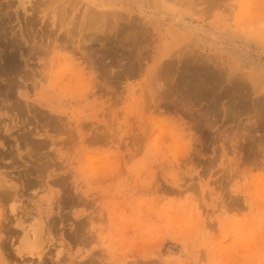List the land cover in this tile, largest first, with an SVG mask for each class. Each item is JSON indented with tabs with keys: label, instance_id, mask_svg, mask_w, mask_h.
Masks as SVG:
<instances>
[{
	"label": "rangeland",
	"instance_id": "374dc122",
	"mask_svg": "<svg viewBox=\"0 0 264 264\" xmlns=\"http://www.w3.org/2000/svg\"><path fill=\"white\" fill-rule=\"evenodd\" d=\"M193 2L0 0L8 49L45 47L0 74V264H264V0ZM192 53L207 97L171 87Z\"/></svg>",
	"mask_w": 264,
	"mask_h": 264
},
{
	"label": "bare ground",
	"instance_id": "6f19581e",
	"mask_svg": "<svg viewBox=\"0 0 264 264\" xmlns=\"http://www.w3.org/2000/svg\"><path fill=\"white\" fill-rule=\"evenodd\" d=\"M194 0H191V2H193ZM198 1H203V2H206L207 3V5L208 6H217V5H220V3L223 1V0H198ZM227 1V0H226ZM64 2V1H63ZM181 2V1H180ZM194 3V2H193ZM202 3V2H201ZM98 4V3H97ZM105 4V3H104ZM108 4V3H107ZM106 4V5H107ZM223 4H225V3H223ZM70 5H72L71 3H70ZM117 5V4H116ZM227 5H229L228 3H227ZM226 6V5H225ZM69 7V6H68ZM95 7V6H94ZM101 8H104V6H100ZM227 7V6H226ZM231 7V6H230ZM253 7V6H252ZM250 8V7H249ZM248 8V9H249ZM254 8V7H253ZM257 8V7H256ZM256 8H254V9H256ZM25 9V8H24ZM231 9V8H230ZM254 9H251V11L252 10H254ZM102 10V9H101ZM248 11V10H247ZM246 11V12H247ZM253 12H255V11H253ZM5 14V13H4ZM67 14V13H66ZM89 14V13H88ZM256 14H258V13H256ZM248 15H250V14H248ZM69 16V15H68ZM86 16V15H85ZM110 16H113V17H117L116 16V14L115 13H110V12H108V11H104V10H102L101 12H93L92 13V15L90 16V19L88 20V22L89 23H92V25H96L97 24V22L98 21H102V20H104V21H106L107 19L108 20H110L109 19V17ZM126 16V15H125ZM63 17V16H62ZM249 17V16H248ZM253 17V16H252ZM255 17V16H254ZM6 18V17H5ZM66 18V17H65ZM130 19L129 20H127L126 19V25H127V27H129V28H131L132 30L131 31H128V32H126L127 34H128V36H126L125 35V38H123L122 40H126V39H128V40H126V42L128 43V44H131L134 48H136L137 46H139V45H142V44H144L145 42H146V39H147V27H145V24L143 25L142 23H141V20H140V24H142V25H140V24H138L139 22V19H138V21L135 19V17H129ZM83 19V18H82ZM113 19V18H112ZM257 19V18H256ZM259 19H260V17H259ZM4 21V20H3ZM55 21V20H54ZM103 21V22H104ZM118 21V20H117ZM6 21H4V23H5ZM83 22V21H82ZM85 22V21H84ZM83 22V23H84ZM102 22V23H103ZM138 22V23H137ZM4 23H2V25H0V28L1 29H3L5 32H6V29H7V27L4 25ZM11 23V22H10ZM87 23V22H86ZM88 23V24H89ZM99 23V22H98ZM57 24V23H56ZM87 24V25H88ZM241 24V23H240ZM255 24V23H254ZM7 25V24H6ZM75 25V24H74ZM109 25V24H108ZM114 25V24H113ZM245 25V24H244ZM58 26V25H57ZM72 26V25H71ZM78 26V25H77ZM97 26V25H96ZM118 26V25H117ZM116 26V27H117ZM261 26V25H260ZM262 26H264V25H262ZM80 27H82L81 25H79V27L78 28H80ZM105 27V26H104ZM140 27V28H139ZM243 27V26H242ZM32 28V27H31ZM71 28V27H70ZM77 28V29H78ZM84 29H85V27H83ZM119 28V27H118ZM117 28V29H118ZM258 28H259V26H258ZM30 29V28H29ZM123 29V28H122ZM124 29H126V28H124ZM86 30V29H85ZM93 30V29H92ZM98 30V29H97ZM107 30V29H106ZM115 30V29H114ZM66 31V30H65ZM73 31V30H72ZM93 31H95V30H93ZM3 32V31H2ZM2 32H0L1 34H0V60L2 61H4V64H3V66H2V68L0 69V74L1 75H4V76H6L7 78L6 79H8V78H10V75L12 76V75H17V74H19V73H21V62H19V56L20 57H22V58H25L24 60H26V64H25V66H27V67H29L30 66V64H29V61L31 60V58L34 56V55H38L39 54V56H41L40 55V53H43V52H45L44 51V49H42V48H45L44 46L40 49V47H39V49H38V47H37V44L35 45H33L32 43V45L31 46H33L32 48H31V46H29L30 47V49H32V50H30L29 51V53H26V52H24L23 50H22V48L20 49L19 48V50L18 49H12V51H10L8 48L9 47H11V48H13L14 46H15V43L17 42V43H19L18 42V40H15L14 38H12V37H10L9 35H7L8 33H6L5 35H3V33ZM22 32V31H21ZM75 32V31H74ZM33 33V32H32ZM76 33V32H75ZM83 33V32H82ZM95 33V36H96V32H94ZM103 33V32H102ZM101 33V34H102ZM115 33V32H114ZM113 32L111 33V35L112 34H114ZM116 33H117V31H116ZM24 33H22V35H23ZM118 34V33H117ZM71 35H73L72 33H71ZM110 35V36H111ZM120 35H122L121 34V32H120ZM124 35V34H123ZM2 36V37H1ZM4 36V37H3ZM24 36V35H23ZM93 36H94V34H93ZM99 36V35H98ZM109 36V37H110ZM62 37V36H61ZM80 38H83V37H81V36H79ZM90 37V36H89ZM92 37V36H91ZM90 37V38H91ZM101 37V36H100ZM102 37H106V36H102ZM117 37V36H116ZM127 37V38H126ZM31 38V37H30ZM70 38V37H69ZM79 38V39H80ZM85 38V37H84ZM83 38V39H84ZM89 38V43H91V41L92 40H95V39H90ZM98 38V37H97ZM111 38V37H110ZM114 38V37H113ZM21 39H23V40H21V42L22 41H24L25 43H27L28 41H26V38L24 39V38H22L21 37ZM32 39V38H31ZM65 39V38H64ZM88 39V38H87ZM86 39V40H87ZM105 39V38H104ZM104 39H99V41L100 40H103L104 41ZM53 40V39H52ZM111 40V39H110ZM115 40V39H114ZM121 40V39H120ZM130 40V41H129ZM20 41V40H19ZM58 41V40H57ZM62 41V40H61ZM60 41V42H61ZM71 41V40H70ZM98 41V40H97ZM107 41V40H106ZM59 42V43H60ZM63 42V41H62ZM68 42V41H67ZM81 42H82V49H84L85 47H86V45L88 44L87 43V41H85V39H84V41H82L81 40ZM96 42V41H95ZM108 42V41H107ZM107 42H105V43H107ZM35 43H37V42H35ZM71 43V42H70ZM75 43V42H74ZM87 43V44H86ZM102 43H104V42H102ZM102 43H100V45L102 44ZM109 43V42H108ZM112 43V42H111ZM120 43V42H119ZM123 43V42H122ZM126 43V44H127ZM76 44V43H75ZM84 44H86V45H84ZM96 44V43H95ZM42 45V44H41ZM44 45V44H43ZM105 45V44H104ZM107 45V44H106ZM131 45L129 46V47H131ZM39 46V45H38ZM65 46V45H64ZM69 46V45H68ZM116 46V45H115ZM123 46H125V45H123ZM146 46H148V45H146ZM75 47V46H74ZM80 46H78V48H81ZM91 47H92V45H91ZM94 47V46H93ZM96 47V46H95ZM94 47V48H95ZM102 47V46H101ZM100 47V48H101ZM128 47V46H127ZM140 47V48H139ZM139 47H137L138 49H141V46H139ZM10 48V49H11ZM94 48H91V49H94ZM118 48V49H117ZM123 48V47H122ZM68 48H66V50H67ZM86 49V48H85ZM96 49V48H95ZM110 49V48H109ZM108 49V50H109ZM7 50H9L10 52L8 53V51ZM28 50V49H27ZM41 50V51H40ZM42 50H43V52H42ZM73 50V49H72ZM78 50V49H77ZM80 50V49H79ZM87 50V49H86ZM90 50V49H89ZM98 49H96L95 51H97ZM32 51H34V52H32ZM82 51V50H81ZM92 51V50H91ZM102 51H103V49H102ZM119 52L120 50H119V47H116V50H114L113 51V53L114 52ZM125 51H126V49H125ZM140 51V50H139ZM141 51H143V50H141ZM140 51V52H141ZM144 51H145V49H144ZM48 52V51H47ZM78 52V51H77ZM85 52V50L80 54V55H82L83 54V56L84 55H87V56H95V55H93L92 53H91V55L89 54V53H84ZM98 52H99V50H98ZM110 52V51H109ZM111 52H112V50H111ZM124 52V51H123ZM147 52V51H146ZM33 53H35L34 55H32ZM141 53H143V52H141ZM44 54V53H43ZM99 54V53H98ZM102 54V53H101ZM108 54V53H107ZM107 54H105V52L102 54L103 56L105 55V56H107ZM111 54V53H110ZM124 54V53H123ZM127 54H129V53H127ZM131 54V53H130ZM140 54V53H139ZM138 54V56H140V57H136V58H141L142 56L141 55H139ZM109 55V54H108ZM136 55H137V53H136ZM83 56H82V58H83ZM87 56H86V58H87ZM103 56H101V57H103ZM113 56V57H112ZM112 56H108V57H112L113 58V62H115V61H118V60H121L122 59V56H125V55H118V57L117 56H115V55H112ZM37 57V56H36ZM85 57V56H84ZM97 56H95V58H96ZM133 57V56H132ZM131 57V58H132ZM94 58V57H93ZM104 58H106V57H104ZM112 58H111V62H112ZM127 58L129 59L130 58V56L128 55L127 56ZM127 58L125 57V59L127 60ZM136 58L134 57V59L136 60ZM35 59V58H34ZM67 59V58H66ZM92 59V58H91ZM90 58L88 59V60H90V61H92ZM181 59V58H180ZM190 59V58H189ZM188 59V61H191L192 63H194L195 65V67H196V78H195V75H192V73H188L190 70L189 69H192V68H189V64H188V70H187V68L185 69L184 68V70H183V73L184 74H182L184 77H182L181 78V80H179V83L175 86H171L172 87V89H174L175 88V90L177 89L178 91H179V93L181 92L183 95L185 94H190V95H192L193 93H196V95L198 96L197 98H199L200 96L201 97H203V95L205 96V97H207L208 95H209V91H207V90H205V86H204V84H203V82L204 81H206L207 79H206V76L204 75V70H205V68H203L204 66H203V64L202 63H200V59H201V56H199L198 54H193L192 53V57H191V60H189ZM85 60V59H84ZM87 60V61H88ZM99 61L101 60V59H98ZM98 60H96L97 62H95V61H93V62H95V64L97 63H99V61ZM106 60H107V58H106ZM124 60V59H123ZM125 60V61H126ZM130 60V59H129ZM134 60V64H138V62L139 61H135ZM87 61H85L86 63H87ZM90 61H89V63H90ZM188 61H187V63H188ZM202 61H206V60H202ZM105 62V61H104ZM122 62V61H121ZM129 62V61H128ZM132 62H133V60H132ZM141 62V61H140ZM182 62H186V60H179V63L181 64ZM101 63H103V62H101ZM100 63V64H101ZM109 63H110V61H109ZM174 63V62H173ZM94 64V65H95ZM100 64H99V66H100ZM104 64H107V62H105ZM128 64L130 65V62L129 63H127V66L126 67H128ZM134 64H133V67H134ZM141 64V63H140ZM209 64V63H208ZM212 64V63H211ZM218 64V63H217ZM221 64V63H220ZM33 65V64H32ZM92 65V64H91ZM94 65H93V67H94ZM132 65V64H131ZM135 65V66H136ZM192 65V64H191ZM103 66V65H102ZM105 66V65H104ZM107 66H109L108 64H107ZM137 66H139V65H137ZM142 66V65H141ZM171 66V65H170ZM180 66V65H179ZM185 66H187V65H185ZM89 67V66H88ZM111 67H112V65H111ZM125 67V68H126ZM181 67V66H180ZM184 67V66H183ZM218 67V66H217ZM216 67V68H217ZM86 68V67H85ZM92 68V67H91ZM97 68V67H96ZM100 68V67H99ZM105 68V67H104ZM107 68V67H106ZM109 68V67H108ZM129 68H131V66L129 67ZM136 68V67H135ZM134 68V69H135ZM194 68V67H193ZM228 68V67H227ZM95 69V68H94ZM133 69V68H132ZM140 69V68H139ZM183 69V68H182ZM25 70V69H24ZM78 70V69H77ZM102 70V69H101ZM129 70V69H128ZM169 70V69H168ZM88 71V70H87ZM98 71V70H97ZM124 71V70H123ZM136 71V70H135ZM138 71V70H137ZM172 71V70H171ZM177 71V70H176ZM188 71V72H187ZM212 71V70H211ZM68 72H70V71H68ZM84 72V71H83ZM92 72V71H91ZM94 72V71H93ZM103 72V71H102ZM108 72V71H107ZM125 72V71H124ZM140 72V71H139ZM166 72V71H165ZM191 72V71H190ZM29 73H30V71H29ZM29 73H28V75H29ZM48 73V72H47ZM195 73V72H194ZM220 73L221 74H223L224 72H222V71H220ZM93 74V73H92ZM167 74V73H166ZM191 74V75H190ZM221 74H220V76H221ZM160 75H161V73H160ZM162 75H164V74H162ZM161 75V76H162ZM180 75V74H179ZM31 76V75H30ZM97 76V75H96ZM100 76V75H99ZM129 76V75H128ZM157 76H159V74L158 75H156V77ZM160 76V77H161ZM220 76H219V78H220ZM15 77H17V76H15ZM83 77V76H82ZM126 77V76H125ZM169 77V76H168ZM178 77H180V76H178ZM222 77V76H221ZM80 78V77H79ZM93 78H95V77H93ZM92 78V79H93ZM210 78V77H209ZM5 79V80H6ZM18 79H19V77H18ZM97 79V78H96ZM8 81V83H9V87H11V88H13V87H16V89H17V87L19 88V87H22L21 86V84L19 83V84H17V82L15 83V81H13V80H11V78H10V80L8 79L7 80ZM98 81V80H97ZM96 81V82H97ZM167 81V80H166ZM207 82V81H206ZM83 83V82H82ZM159 83V82H158ZM208 83H210V81L208 82ZM65 84V83H64ZM162 84V83H161ZM102 85H103V83H102ZM163 85H164V83H163ZM168 85V84H167ZM204 86V87H203ZM41 87V86H40ZM212 88V87H211ZM211 88H209V89H211ZM208 89V90H209ZM18 90V89H17ZM14 91V90H13ZM101 91V90H100ZM169 91V90H168ZM168 91H166V92H168ZM176 92V91H175ZM162 93V92H161ZM179 93H177V94H179ZM14 94V93H13ZM6 95H8V92H7V94ZM5 95V96H6ZM165 95H167L166 93H165ZM170 95H172V93L170 94ZM170 95H168V96H170ZM186 95V96H187ZM195 95V94H194ZM168 96H167V98H168ZM181 96V98L183 97V98H186V100L188 99V101H190L189 100V97H185V96H182V95H180ZM193 96V95H192ZM7 97V96H6ZM200 97V98H201ZM242 97V96H241ZM178 100H181V101H183V102H181V103H183V104H185L184 102H185V100H183V99H178ZM201 100V99H200ZM175 101V100H174ZM177 101V100H176ZM175 101V102H176ZM240 102V101H239ZM243 102V101H242ZM162 103V102H161ZM164 103H165V101H164ZM178 103H179V101H177L176 102V105L178 106ZM187 103H189V102H187ZM244 103V102H243ZM23 104V103H22ZM14 105V104H13ZM179 105H181L180 103H179ZM188 105V104H187ZM18 106V105H17ZM173 106H175V105H173ZM182 106V105H181ZM192 106V105H191ZM12 107V106H11ZM19 107V106H18ZM21 107V106H20ZM165 107V106H164ZM15 108V107H14ZM179 108V107H178ZM181 108V107H180ZM184 108V107H183ZM189 108V107H188ZM12 109V108H11ZM21 110H22V108H20ZM37 109V108H36ZM260 109V108H259ZM13 110V109H12ZM17 110V109H16ZM27 110H30V109H27ZM27 110L26 111H24V112H27ZM179 110V109H178ZM181 110V109H180ZM183 110V109H182ZM182 110L180 111V112H182ZM17 112V111H16ZM23 112V113H24ZM31 112H32V110H31ZM262 112V111H261ZM35 113H36V110H35ZM34 113V114H35ZM39 114V113H38ZM184 114V113H183ZM37 115V114H36ZM231 116L232 115H234V114H230ZM43 116V115H42ZM45 116V115H44ZM51 116V115H50ZM39 117H41V115H39ZM49 117V116H48ZM233 117V116H232ZM263 116H261V118H262ZM45 118V117H44ZM62 118V117H61ZM229 118V117H228ZM261 118H259V119H261ZM38 119V118H37ZM235 119V118H234ZM41 120H44V119H41ZM258 120V119H257ZM30 121H32V120H30ZM52 125V124H51ZM55 128V127H54ZM57 128H58V124H57ZM240 129V128H239ZM183 130V129H182ZM53 131V130H52ZM59 132H61V131H59ZM65 132V131H64ZM224 132V131H223ZM251 132V131H250ZM30 133V132H29ZM237 133V132H236ZM67 135V134H66ZM101 135V134H100ZM101 137V136H100ZM261 137H263V136H261ZM97 138V137H96ZM103 138V137H102ZM146 138V137H145ZM18 139V138H17ZM17 139H15V141H17ZM22 139H29V136H28V134H24L23 135V137H22ZM99 139V138H98ZM140 139V138H139ZM264 139V137L262 138V140ZM8 140V139H7ZM33 140V139H32ZM21 141V140H20ZM28 141H30V142H32L31 140H28ZM260 141H261V139H260ZM72 142V141H71ZM262 142V141H261ZM15 143V142H14ZM27 143V142H26ZM59 143V142H58ZM223 143H224V141H223ZM260 143V142H259ZM40 144H41V142H40ZM69 144V143H68ZM31 145V144H30ZM34 145V144H33ZM260 145H262V144H260ZM42 146V145H41ZM16 147V146H15ZM260 148H262V146H260L259 147V149ZM18 149V148H17ZM254 149V148H253ZM264 149V148H263ZM262 149V150H263ZM262 150H258L259 152L260 151H262ZM40 153V152H39ZM252 154V153H251ZM257 156V155H256ZM256 162V161H255ZM43 164V163H42ZM44 165H45V163H44ZM264 165V164H263ZM36 166H37V164H36ZM44 167V166H43ZM108 167V166H107ZM260 167V166H259ZM32 168V167H31ZM254 168V167H253ZM34 169V168H33ZM42 177V176H41ZM63 184V183H62ZM8 192V191H7ZM77 192V191H76ZM0 193H2V191L0 192ZM7 194H9V193H7ZM6 193L4 194V195H7ZM247 194V193H246ZM11 197H8V200H11V199H13L12 198V196H14V193L11 195V194H9ZM3 197H6V196H3ZM0 198H2V196L0 197ZM71 199H73V198H71ZM7 200V199H6ZM70 201H72V200H70ZM250 201V200H249ZM11 204H12V202H10ZM73 203H74V201H73ZM83 203V202H82ZM239 203V202H238ZM70 204V203H69ZM260 208V207H259ZM257 225H258V223H257ZM83 229V228H82ZM83 240V239H82ZM86 241V240H85ZM80 243H82V242H80ZM258 243V242H257ZM263 244V243H262ZM255 246H257V245H255ZM258 246H259V243H258ZM264 253V252H263ZM93 260V259H92Z\"/></svg>",
	"mask_w": 264,
	"mask_h": 264
}]
</instances>
